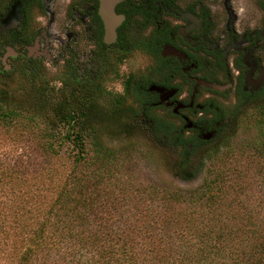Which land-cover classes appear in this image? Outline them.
<instances>
[{
  "label": "trees",
  "instance_id": "obj_1",
  "mask_svg": "<svg viewBox=\"0 0 264 264\" xmlns=\"http://www.w3.org/2000/svg\"><path fill=\"white\" fill-rule=\"evenodd\" d=\"M131 50L118 48L117 63ZM18 70L28 88H0V128L19 131L32 155L0 164V264H264V219L243 201L255 177L219 166L192 190L166 187L137 175L150 152L113 143L133 117L127 101H144L134 74L114 93L105 72L51 75L28 60L0 76ZM178 167L196 175L188 160Z\"/></svg>",
  "mask_w": 264,
  "mask_h": 264
},
{
  "label": "flooded vegetation",
  "instance_id": "obj_2",
  "mask_svg": "<svg viewBox=\"0 0 264 264\" xmlns=\"http://www.w3.org/2000/svg\"><path fill=\"white\" fill-rule=\"evenodd\" d=\"M103 4L2 3L0 72L28 60L47 65L52 75L99 80L103 72L118 71L130 54L142 52L151 75L148 80L134 75L144 96L142 118L153 121L151 110L168 111L180 146L190 152L216 139L227 121L224 102L249 105L264 93V25L241 23L235 0H114V37L107 34ZM125 47L132 50L117 63V49Z\"/></svg>",
  "mask_w": 264,
  "mask_h": 264
},
{
  "label": "rangeland",
  "instance_id": "obj_3",
  "mask_svg": "<svg viewBox=\"0 0 264 264\" xmlns=\"http://www.w3.org/2000/svg\"><path fill=\"white\" fill-rule=\"evenodd\" d=\"M6 1L0 0V6ZM235 1L241 23L247 24L249 21H255L263 27L264 7L262 8L260 5L264 4V0ZM108 15L110 21L114 19L110 13ZM149 63V58L142 52L130 54L125 63L118 66L117 76L119 77H115L114 74L108 76L106 88L114 93H123L124 78L129 74L141 76V80H148L146 78L151 75L144 68ZM49 70V74L52 75L54 71L51 68ZM152 78L157 79V76L153 75ZM27 83L25 76L19 70L14 71L10 76H0V88L9 84L18 89L20 94H23L28 88ZM53 85L57 88L60 83L55 82ZM223 104H228V106L225 105L227 121L222 125L216 139L199 145L190 152L180 146L174 133L177 123L168 111L151 110L148 115L153 121L147 122L142 118L139 102L130 98L125 104V108H127L125 113L128 114L132 111L131 115H128L129 117L133 115V120L129 118V122L128 120L125 123L121 122L125 128L120 134L115 135L113 143L119 146L125 142H136L139 143L142 150L150 152V156L147 158L137 157V175L142 181L151 178L166 187L192 190L201 185L209 172L219 166L227 172L229 179L250 180L255 177L257 181L254 184L250 183L251 185L246 191L248 195L244 197L243 201L246 202L247 208H251L257 213L256 219L263 220L264 184L258 180V177H264V110L259 109L260 111H258L256 108L264 106V93L256 99L254 98L249 105L246 103L235 105L233 101H226ZM206 118H212L211 114L208 113ZM154 122H161L162 125ZM20 139L19 131L8 132L4 128H0V164L10 166L19 156L28 161L32 153L29 152L30 149L27 145L22 146L20 142L23 141ZM184 160L191 163V167H189L191 171L197 170L192 179L187 180L177 175L179 174L178 166Z\"/></svg>",
  "mask_w": 264,
  "mask_h": 264
},
{
  "label": "water",
  "instance_id": "obj_4",
  "mask_svg": "<svg viewBox=\"0 0 264 264\" xmlns=\"http://www.w3.org/2000/svg\"><path fill=\"white\" fill-rule=\"evenodd\" d=\"M114 0H104V4L102 7V15L103 18L106 22V26H107V34H111L112 37H114L116 35V15L114 12ZM111 14L112 16H114V19H111V21L109 20V15Z\"/></svg>",
  "mask_w": 264,
  "mask_h": 264
}]
</instances>
